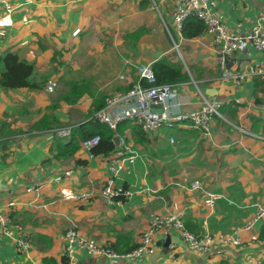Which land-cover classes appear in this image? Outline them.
<instances>
[{"label":"crops","instance_id":"crops-1","mask_svg":"<svg viewBox=\"0 0 264 264\" xmlns=\"http://www.w3.org/2000/svg\"><path fill=\"white\" fill-rule=\"evenodd\" d=\"M214 2V10L232 31L243 34L257 25L264 30V0ZM7 4L10 12L0 4V72L1 59L14 53L34 64L30 79L42 90L0 88V213L23 226L32 239L27 253L20 254L13 239L0 238V264H44L45 258L61 264L63 235L70 226L81 239L99 246L133 249L121 258L92 256L74 243L72 260L66 257L65 264H264V244L258 239L264 215L252 230L233 234L264 208V140L241 131L264 138L259 111L264 106V74L239 84L224 79L212 36L204 31L196 38H183L168 0H7ZM133 32L140 33L137 40L124 39ZM174 44L179 45L180 56ZM161 58L181 61L189 74V81L178 85L173 113L187 114L211 103L218 106L221 118L213 120L211 136L205 139L187 123L153 134L123 123L116 146L129 144L139 158L120 173L117 185L123 189L127 185L133 195L108 205L94 185L109 177L107 161L102 155L90 159L81 146L72 157L62 158V142H69L71 135L63 140L55 134L64 127L86 129L93 99L84 95L69 104L58 98L69 88L65 81L85 77L96 95L107 98L132 87L140 80V69ZM227 60V70L234 75L250 65L264 70V54L250 45ZM68 66L70 74L64 72ZM50 79H55V93L46 91ZM137 127L143 137L135 133ZM66 171L71 175L52 182ZM193 181L200 183L201 191L190 188ZM38 183L39 192L26 191ZM92 191L89 203L75 199ZM10 201L16 205L6 209ZM168 214L181 216L189 232L187 225L200 226L198 235H233L239 243L212 244L204 253L188 251L179 232L168 229L155 234L151 254L126 256L138 246L151 218Z\"/></svg>","mask_w":264,"mask_h":264},{"label":"built area","instance_id":"built-area-1","mask_svg":"<svg viewBox=\"0 0 264 264\" xmlns=\"http://www.w3.org/2000/svg\"><path fill=\"white\" fill-rule=\"evenodd\" d=\"M171 5V17L174 21L176 30L181 31L183 22L189 16L200 19L205 25V32L212 36V43L217 54L218 65L221 70V76L224 79H234L236 84L241 83L247 78H254L264 74L261 65L248 66L246 70L234 75L226 69V61L232 54L245 50L249 45L255 50L264 54V30L260 25L247 33L239 34L229 29L223 22L222 16L218 11L214 10V0H168ZM0 4L5 6L7 11H11V6L7 4V0H0ZM155 7V4L153 3ZM156 8V7H155ZM174 49L179 53V45L174 44ZM180 56V53H179ZM140 80L144 79L149 87H143L140 80L131 88L118 91L105 99V106L94 114V117L102 124L106 125L110 130L116 131L117 126L121 122H131L141 128L147 134L156 133L163 127L172 128L176 124L187 123L188 126L199 132L202 138L211 136V126L215 118H221L218 106L207 103L200 110L189 112L187 114L173 113V99L178 94V85L162 84L154 85L155 79L150 67L140 69ZM56 87L55 79L48 80L46 91L52 93ZM122 107H119L121 106ZM260 114L264 117V106L260 108ZM241 131L247 135L262 139L261 136L252 135L246 130ZM58 138L66 140L70 137V128L64 127L55 130ZM99 136H94L82 142L81 148L91 159L95 155L91 150L99 143ZM172 143L173 140H170ZM107 162V170L109 177L98 193L101 199L108 205L119 204L121 198H130L133 194L129 189H123L117 185V179L126 166H132L139 158L129 144L123 143L119 149L112 155L102 156ZM72 171H66L62 175L55 177L52 182L58 184L66 176H70ZM42 183V182H41ZM41 183L35 184L27 188L28 193H37L41 187ZM190 188L194 191H201V185L197 181L190 184ZM95 194L94 191L82 193L75 196V199L89 203ZM16 205L14 201L5 204L6 209H11ZM264 215V208H260L256 216L251 222L244 226L236 228L233 234L238 235L240 230L250 231L254 228V222ZM173 229L179 232L185 248L188 251L207 252L212 244H238L239 239L233 238V235L214 236L209 232L194 235L189 232L181 220V216L168 214L164 216H154L145 231L140 235L137 248L126 256H140L153 252V238L156 233ZM16 233V234H14ZM7 237L14 241L16 251L20 254H26L31 247L32 239L26 230L18 223H11L9 216L0 213V238ZM63 239L65 241V257L72 260L73 244L77 243L79 248L86 249L91 255L106 257H124L116 254L109 247L99 246L91 241L81 239L75 226H70L64 232ZM258 264V263H248Z\"/></svg>","mask_w":264,"mask_h":264},{"label":"trees","instance_id":"trees-1","mask_svg":"<svg viewBox=\"0 0 264 264\" xmlns=\"http://www.w3.org/2000/svg\"><path fill=\"white\" fill-rule=\"evenodd\" d=\"M147 3V2H145ZM205 31L204 23L194 17L189 16L185 19L181 27V36L185 39H193L200 36ZM140 36L139 32H133L126 36L124 39H130L131 41H135ZM1 63L3 66L2 71L0 72V88L3 90H13L19 88H30L33 89L38 87L36 84L30 82V78L34 72L35 66L33 63H29L25 60L19 59V57L14 53H7L2 59ZM151 71L153 73L155 82L154 85H162V84H182L189 81V74L185 70L184 65L181 61L172 62L168 58H161L158 61H155L150 66ZM143 87H149L150 84L146 83L144 79L140 80ZM69 86L68 90L61 94L58 100H63L69 104L76 103L79 99H81L84 95H89L92 99V116L88 123L85 125L86 129L83 127L73 128L71 130V140L69 142H62L64 145V149L60 153V156L64 159L72 157L73 153L81 146L82 142L86 139H89L94 136H99V143L96 147H94L91 152L93 155L98 156H109L114 154L119 146H116L114 142L115 137L122 136V126L123 123H127L128 121L122 122L118 125L116 131L110 130L106 125L100 123L92 114L101 110L105 106V98L106 95L98 94L96 95L93 90V84L88 78H80L79 80L70 79L65 81V85ZM131 88V87H130ZM57 104H53L52 108H56ZM131 123V122H130ZM41 127V122H39ZM135 133H138L140 136H144L140 128H134ZM124 189H127V185L124 186ZM122 199V198H121ZM187 225V224H186ZM185 225V226H186ZM187 228L198 235L200 232V226H192L187 225ZM258 239L264 244V223L260 226L258 231ZM122 240L119 239L117 243H121ZM137 248V246L135 247ZM111 251H116L117 253L126 254L128 251H131L132 248H123L121 251H118L116 247L112 246L109 248ZM115 253V252H114ZM44 264H56L53 259L45 258L43 260ZM67 263V258L63 257L61 260V264Z\"/></svg>","mask_w":264,"mask_h":264},{"label":"rangeland","instance_id":"rangeland-1","mask_svg":"<svg viewBox=\"0 0 264 264\" xmlns=\"http://www.w3.org/2000/svg\"><path fill=\"white\" fill-rule=\"evenodd\" d=\"M102 37V36H101ZM228 59V58H227ZM89 60V59H88ZM89 62H91L90 60H89ZM227 64H228V60L226 61V69H227ZM80 68V67H79ZM65 71H67L66 73L67 74H70L71 73V71H72V68L70 67V66H68V68L66 67V69L64 70V72ZM116 78H118V80H119V75L118 76H116ZM30 82L31 83H33V79H30ZM38 88V87H37ZM42 89L39 87L36 91H38V92H40ZM32 91H34V90H32ZM54 93H55V91H54ZM105 167H107V162H105ZM84 184H86L87 185V183H84ZM83 184V185H84ZM103 183H101V182H96V184H94L95 185V187L96 188H98V189H100V187H101V185H102ZM85 185V186H86ZM68 226H70V225H68ZM87 241H89V240H87ZM65 254V253H64ZM92 256H97V255H92Z\"/></svg>","mask_w":264,"mask_h":264},{"label":"water","instance_id":"water-1","mask_svg":"<svg viewBox=\"0 0 264 264\" xmlns=\"http://www.w3.org/2000/svg\"><path fill=\"white\" fill-rule=\"evenodd\" d=\"M118 141H119V138H118V137H115V138H114V142H115L116 145L118 144ZM165 245L167 246V245H168V242H166Z\"/></svg>","mask_w":264,"mask_h":264}]
</instances>
